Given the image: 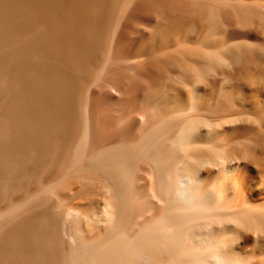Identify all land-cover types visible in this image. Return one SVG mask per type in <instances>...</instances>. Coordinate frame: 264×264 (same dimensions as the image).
I'll return each instance as SVG.
<instances>
[{"label": "bare ground", "instance_id": "bare-ground-1", "mask_svg": "<svg viewBox=\"0 0 264 264\" xmlns=\"http://www.w3.org/2000/svg\"><path fill=\"white\" fill-rule=\"evenodd\" d=\"M0 264H264V0H0Z\"/></svg>", "mask_w": 264, "mask_h": 264}]
</instances>
